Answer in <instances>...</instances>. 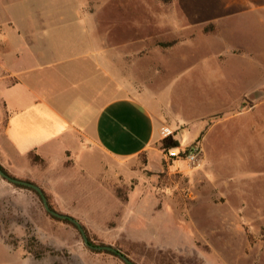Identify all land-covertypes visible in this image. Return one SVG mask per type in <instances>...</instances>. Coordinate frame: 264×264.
<instances>
[{
  "label": "rangeland",
  "instance_id": "374dc122",
  "mask_svg": "<svg viewBox=\"0 0 264 264\" xmlns=\"http://www.w3.org/2000/svg\"><path fill=\"white\" fill-rule=\"evenodd\" d=\"M7 14L13 24H97L112 40L142 37L145 56L171 45L173 150L199 152L171 159L159 143L124 161L67 159L55 183L4 169L38 184L95 244L139 264H264V0H0V24ZM4 121L0 102V129ZM0 264L125 263L90 249L35 193L0 176Z\"/></svg>",
  "mask_w": 264,
  "mask_h": 264
},
{
  "label": "crops",
  "instance_id": "0c3cea01",
  "mask_svg": "<svg viewBox=\"0 0 264 264\" xmlns=\"http://www.w3.org/2000/svg\"><path fill=\"white\" fill-rule=\"evenodd\" d=\"M143 46L138 36H101L97 24H13L5 15L0 164L16 176L55 183L67 159L73 165L96 155L124 161L156 149L167 134L178 140L171 125L176 58L171 45L162 55L156 46L146 56ZM32 153L43 165L32 162Z\"/></svg>",
  "mask_w": 264,
  "mask_h": 264
},
{
  "label": "water",
  "instance_id": "95a60500",
  "mask_svg": "<svg viewBox=\"0 0 264 264\" xmlns=\"http://www.w3.org/2000/svg\"><path fill=\"white\" fill-rule=\"evenodd\" d=\"M0 176L12 184H18V185L26 186V187H29V188L33 189L34 191H36L41 198V201L43 203L45 210L49 214H51L52 216H54L56 218L67 219L68 221L73 223L76 226V228L78 229L79 233L81 234V237H82L84 244L86 246H88L89 248L94 249V250L111 251V252L115 253L119 258H121L123 260V262H125L127 264H139V263L133 261L131 258H129L124 253H122L119 249H117L113 245L91 243L89 241L87 235H86V232H85L83 226L81 225V223L76 218H74L73 216H71L69 214L54 210L49 206L47 198H46L42 188L38 184L31 182V181H28V180H25V179H22V178H19V177L12 176V175L8 174L7 172H5L1 168V166H0Z\"/></svg>",
  "mask_w": 264,
  "mask_h": 264
},
{
  "label": "trees",
  "instance_id": "16d2710c",
  "mask_svg": "<svg viewBox=\"0 0 264 264\" xmlns=\"http://www.w3.org/2000/svg\"><path fill=\"white\" fill-rule=\"evenodd\" d=\"M221 116V114H216V115H214V117L216 118V117H220ZM180 147V143H179V141L177 140V139H175L174 137H173V135L172 134H167L166 136H164L161 140H160V149L161 150H163L164 151V153H167L168 154V152L171 150V149H175V148H179ZM188 148H189V146L188 147H186V148H184V149H179V153L180 154H183V153H185L187 150H188ZM33 160L35 161V162H39V163H42L43 162V160L39 157V156H37V155H35V154H33ZM1 166V165H0ZM1 168L5 171V172H7L8 174H10L6 169H4L2 166H1ZM11 175V174H10ZM13 176V175H12ZM25 180H27V179H25ZM28 181H30V180H28ZM31 182H33V181H31ZM35 183V182H34ZM14 186H17V187H21V188H26V189H29V190H31L33 193H35L37 196H38V198L41 200V198H40V196H39V194L36 192V191H34L33 189H31V188H29V187H26V186H22V185H18V184H13ZM43 190V189H42ZM43 192H44V190H43ZM44 194H45V196H46V198H47V201H48V204H49V206L52 208V209H54L53 207H52V205H51V203H50V201H49V197H48V195L44 192ZM55 210V209H54ZM49 214V213H48ZM49 215H51V214H49ZM52 216V215H51ZM53 218H56V217H54V216H52ZM56 219H58V220H62V221H64V222H66V223H69L70 225H72L74 228H76V226L73 224V223H71L70 221H68L67 219H59V218H56ZM82 225V224H81ZM83 226V225H82ZM83 228H84V230H85V232H86V235H87V237H88V239H89V241L91 242V243H94L92 240H91V238H90V236L88 235V233H87V231H86V229H85V227L83 226ZM77 229V228H76ZM78 230V229H77ZM95 244V243H94ZM91 249V248H90ZM93 251H96V252H106V253H109V254H112V255H115V256H117L115 253H113V252H111V251H106V250H94V249H92ZM35 257H39L40 256V253L39 252H35L34 254H33ZM118 257V256H117ZM125 263V262H124ZM125 264H127V263H125Z\"/></svg>",
  "mask_w": 264,
  "mask_h": 264
},
{
  "label": "built area",
  "instance_id": "2783aa9c",
  "mask_svg": "<svg viewBox=\"0 0 264 264\" xmlns=\"http://www.w3.org/2000/svg\"><path fill=\"white\" fill-rule=\"evenodd\" d=\"M198 152H199V148L196 145H191L188 148V150L185 153H183V154H180L178 151H175V150L171 149L168 152L167 157H169L171 159L183 157L188 162H193V161L196 160Z\"/></svg>",
  "mask_w": 264,
  "mask_h": 264
}]
</instances>
